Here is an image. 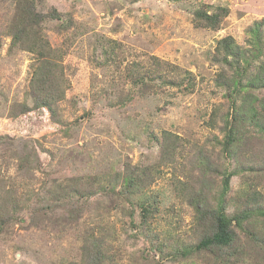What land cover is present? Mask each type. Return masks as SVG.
<instances>
[{
    "label": "rangeland",
    "instance_id": "1",
    "mask_svg": "<svg viewBox=\"0 0 264 264\" xmlns=\"http://www.w3.org/2000/svg\"><path fill=\"white\" fill-rule=\"evenodd\" d=\"M25 2L57 15L40 53L11 42ZM225 37L239 75L215 61ZM263 66L264 0H0V264H264ZM224 172L225 213H250L198 248Z\"/></svg>",
    "mask_w": 264,
    "mask_h": 264
},
{
    "label": "trees",
    "instance_id": "2",
    "mask_svg": "<svg viewBox=\"0 0 264 264\" xmlns=\"http://www.w3.org/2000/svg\"><path fill=\"white\" fill-rule=\"evenodd\" d=\"M25 7L20 8L17 17L9 24V34L12 38V45L14 47H20L23 50L31 53H40L42 48H46L48 43L45 42L40 36V25L49 18H57L56 13L51 12L47 14L39 13L36 11L35 6L32 3L25 2ZM228 16V10L224 7H217L212 13L198 9L194 13L195 24L199 27L217 29L222 20ZM217 50L222 53L223 57L215 59L217 63L226 66L228 71L237 70L238 75L243 72L239 70V64L242 61L243 52L239 47L235 46L231 37H225L217 43ZM263 74V75H260ZM220 80H226L227 78L219 76ZM232 82V81H229ZM254 88H264V66L257 70L255 78L250 82ZM39 86H44L43 83H37ZM233 86L237 88L238 83L234 80ZM34 88V86H33ZM33 108H45L51 110L52 104H50L47 95L42 92H37L34 96ZM264 113V109L260 108ZM254 111V109H253ZM225 124V141L224 148L227 151L231 150L232 144L236 138V128L233 126L230 120H226ZM233 174L230 172H224L222 178V190L218 197V204L212 209V234L204 238L198 245V248L206 247H225L229 245L234 237H236L235 230L232 227V221L237 220L240 222L241 216L246 217L250 212L244 211L241 216L230 218L227 216L224 210V196L229 191L230 179ZM145 214H149L150 211L145 209ZM1 221V218H0Z\"/></svg>",
    "mask_w": 264,
    "mask_h": 264
}]
</instances>
